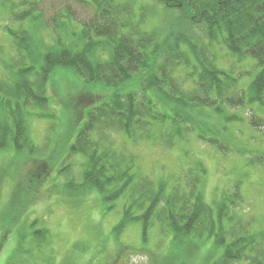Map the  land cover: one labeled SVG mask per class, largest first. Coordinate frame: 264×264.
Returning <instances> with one entry per match:
<instances>
[{"label": "trees", "instance_id": "trees-1", "mask_svg": "<svg viewBox=\"0 0 264 264\" xmlns=\"http://www.w3.org/2000/svg\"><path fill=\"white\" fill-rule=\"evenodd\" d=\"M78 1L90 4L92 15L80 23L70 10L61 11L53 19L56 44L47 50L36 36V24L46 25L38 8L42 0L12 1L6 27L14 37L15 56L6 64L13 69L12 74L7 77L0 73V150H28L30 155L40 151L31 140L28 108L48 110L47 86L57 68L74 71L86 84L116 88L118 91L108 98L87 96V119L58 171L66 178L64 191L58 192V203L67 202L63 193L68 199L81 190L99 193L108 210H120L116 230L140 224L145 241L157 233L161 242L168 239L176 247L195 250L214 240L222 253L212 264H264V236L254 230V219L239 213L243 204L239 182L221 192L218 201H208L203 191L205 169L196 167L199 173L190 170L181 180L172 176L167 177L170 180L165 176L154 180L141 173L135 154L119 148L111 138L122 135L126 142L141 145L145 141L155 145L161 142L169 149L194 132L228 153L238 130L211 126L200 115L208 107L225 114L226 120L235 119L240 117L227 113L228 108L256 102L264 105V0H153L168 11L179 10L182 16L178 19L187 21L189 31H202L204 38H197L199 41L179 31L178 25L166 33L147 27V18L154 11L136 7L133 0ZM73 22L82 29L78 42L70 41L66 46L63 28L73 26ZM218 46L239 61L253 56L258 71L246 89L239 88L235 67L220 64L215 52ZM38 63L40 68L34 65ZM180 68L186 70L184 77ZM133 84L141 87L121 90ZM150 91L172 107L173 117L158 109ZM253 114L251 126L264 128V120ZM250 137L252 142L259 140V146L264 134ZM258 146L259 153H249L250 162L257 165L264 164V152ZM36 159L41 158L32 160ZM76 166H80L78 177L72 172ZM52 169L51 164L39 172L38 176L43 174L36 177L39 181L32 179L33 185L50 180ZM19 187L26 195L21 200L33 196L28 195L26 184ZM27 225L31 235L18 236L13 251L35 258V264L54 263L57 249L53 234L39 219L27 221ZM5 244L0 243V253Z\"/></svg>", "mask_w": 264, "mask_h": 264}, {"label": "rangeland", "instance_id": "rangeland-1", "mask_svg": "<svg viewBox=\"0 0 264 264\" xmlns=\"http://www.w3.org/2000/svg\"><path fill=\"white\" fill-rule=\"evenodd\" d=\"M12 1L0 0V73H4L7 77L12 74L13 69L6 68V64H11V59L15 56L14 37L6 27ZM133 2L136 7L142 6L148 10L150 7L154 11L147 18L149 24L147 27L158 30L160 28L166 33L171 26L178 25V30L188 37L195 41L203 40L204 36L199 28L193 30L190 28L189 31L186 28L187 21L178 19L182 16L179 10L168 11L153 0H133ZM38 8L41 9V19L43 17L46 24L45 26L36 24V36L43 50L56 44L53 19L59 16L61 11L70 10L80 23L86 21L93 13L90 4L78 0H42ZM167 17L171 18V22ZM73 23L77 27L73 24L71 27L63 28L62 36L65 37L66 46L70 41L78 42L77 37L82 29L78 23ZM13 25L11 26L14 27ZM72 30L77 32L73 33ZM197 38L199 40H196ZM205 42L208 43L206 40ZM215 52L224 68L235 67L234 73L240 78L239 88L246 89L258 71V67L254 66L256 61L253 56H247L239 61L219 46ZM98 56H102L101 53ZM106 57L107 55H104V58ZM34 65L40 68V63ZM185 71L180 68L182 77ZM47 87L48 110L28 108L31 112L27 118L31 140L40 147V151L30 155L28 150L16 151L14 148L0 150V243L2 241L6 243L0 253V264H10V261H13V264H22L25 260L28 261L27 264H35L38 261L29 255H21L13 251L18 236L31 235L32 229L27 225V221L29 224L38 219L42 226L47 227L53 234L57 259L52 264H182L183 262L212 264L213 260L222 253V248H218L214 240H209L201 250H195L193 247H176L168 239L167 242H161L157 233H151L145 241L140 224L116 230L115 226L121 217L120 210L117 208L108 210L99 193L87 194L81 190L76 191L77 194L70 196L69 199L63 193L67 202L58 203V192L64 191L63 184L66 179L58 171L87 119L86 112L90 107L89 102L87 104V96L92 94L108 98L118 90L101 84H86L81 77L75 75L74 71L67 68H57ZM137 87L141 86L133 84L121 90H135ZM148 93L154 96L160 111L173 117L174 110L171 106L155 92ZM0 112L3 113L2 107ZM253 112L264 120V105L257 102L246 107L228 108L227 113L240 117L235 119L226 120L225 114H219L212 108L207 107L202 110L204 114L200 116H205L207 124L214 127L228 126L232 131L238 130L234 133L237 141L232 142V149L228 153L221 152L215 145L199 138L194 132L187 140L177 142L169 149L163 148L162 146L165 145L161 142L155 145L145 141L141 145V143L126 142V138L122 135L113 134L111 138L119 148L123 146L131 154H135L141 173L154 180L162 179L163 176L166 177L165 180H170L171 178H167L169 176L181 180L190 170L199 173L196 167L205 169V172H201L204 178L203 191L208 201H218L221 192L226 188L232 189L239 182V192L243 196L239 213L246 219H254V230L260 231L264 236V164L251 163L249 156V153H256V150L259 153L257 148L259 140L256 143L252 142L253 138L250 135L262 137L264 128L255 129L251 126L250 115L253 116ZM241 131L245 134L242 135ZM259 146L264 152V137ZM252 156L251 158H255ZM39 157L41 159L32 160ZM51 164L53 169L49 171L50 180L44 184L33 185L32 179L39 181L36 177H40L43 173L39 176L37 174L47 166L50 168ZM79 169L80 166L72 168L76 177ZM179 175L182 176L178 177ZM22 183L26 184L27 190L29 189L28 195L33 194L24 200L21 198H26V195L19 187Z\"/></svg>", "mask_w": 264, "mask_h": 264}]
</instances>
